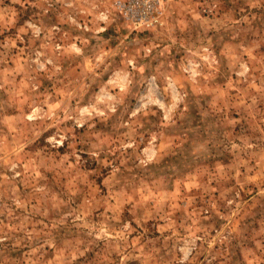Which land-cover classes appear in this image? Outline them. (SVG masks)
I'll return each mask as SVG.
<instances>
[{
  "label": "rangeland",
  "instance_id": "374dc122",
  "mask_svg": "<svg viewBox=\"0 0 264 264\" xmlns=\"http://www.w3.org/2000/svg\"><path fill=\"white\" fill-rule=\"evenodd\" d=\"M0 0V264H264V0Z\"/></svg>",
  "mask_w": 264,
  "mask_h": 264
},
{
  "label": "built area",
  "instance_id": "2783aa9c",
  "mask_svg": "<svg viewBox=\"0 0 264 264\" xmlns=\"http://www.w3.org/2000/svg\"><path fill=\"white\" fill-rule=\"evenodd\" d=\"M162 0H142V2L137 1L136 4L119 2L122 11L127 16L133 17V19L142 18V24L149 23L151 15L158 9L161 5Z\"/></svg>",
  "mask_w": 264,
  "mask_h": 264
}]
</instances>
